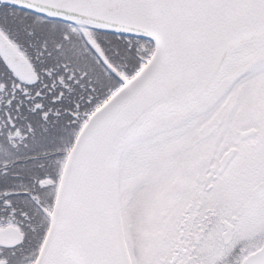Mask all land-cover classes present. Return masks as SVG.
Masks as SVG:
<instances>
[{"label": "snow or ice", "instance_id": "obj_1", "mask_svg": "<svg viewBox=\"0 0 264 264\" xmlns=\"http://www.w3.org/2000/svg\"><path fill=\"white\" fill-rule=\"evenodd\" d=\"M0 264H264V0H0Z\"/></svg>", "mask_w": 264, "mask_h": 264}]
</instances>
